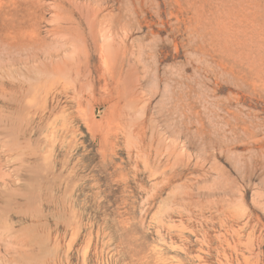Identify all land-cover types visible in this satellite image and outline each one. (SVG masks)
I'll return each instance as SVG.
<instances>
[{
  "label": "rangeland",
  "instance_id": "obj_1",
  "mask_svg": "<svg viewBox=\"0 0 264 264\" xmlns=\"http://www.w3.org/2000/svg\"><path fill=\"white\" fill-rule=\"evenodd\" d=\"M0 264H264V0H0Z\"/></svg>",
  "mask_w": 264,
  "mask_h": 264
}]
</instances>
